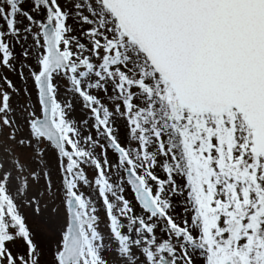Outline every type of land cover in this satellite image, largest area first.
I'll use <instances>...</instances> for the list:
<instances>
[{
  "label": "snow or ice",
  "instance_id": "snow-or-ice-1",
  "mask_svg": "<svg viewBox=\"0 0 264 264\" xmlns=\"http://www.w3.org/2000/svg\"><path fill=\"white\" fill-rule=\"evenodd\" d=\"M0 264H264V0H0Z\"/></svg>",
  "mask_w": 264,
  "mask_h": 264
}]
</instances>
